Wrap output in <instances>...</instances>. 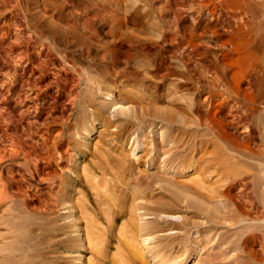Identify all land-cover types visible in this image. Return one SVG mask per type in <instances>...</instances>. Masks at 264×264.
<instances>
[{
    "label": "rangeland",
    "instance_id": "rangeland-1",
    "mask_svg": "<svg viewBox=\"0 0 264 264\" xmlns=\"http://www.w3.org/2000/svg\"><path fill=\"white\" fill-rule=\"evenodd\" d=\"M161 261L264 264V0H0V264Z\"/></svg>",
    "mask_w": 264,
    "mask_h": 264
},
{
    "label": "bare ground",
    "instance_id": "bare-ground-1",
    "mask_svg": "<svg viewBox=\"0 0 264 264\" xmlns=\"http://www.w3.org/2000/svg\"><path fill=\"white\" fill-rule=\"evenodd\" d=\"M261 199V198H260ZM27 225V224H26ZM27 227V226H26ZM139 252V251H138ZM14 260V259H13ZM157 260V257H155L154 256V259H153V261H156ZM166 263V262H165ZM165 263H162V261H161V264H165ZM168 264V263H167Z\"/></svg>",
    "mask_w": 264,
    "mask_h": 264
}]
</instances>
